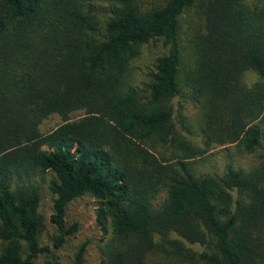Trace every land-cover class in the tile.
<instances>
[{"label": "trees", "instance_id": "obj_1", "mask_svg": "<svg viewBox=\"0 0 264 264\" xmlns=\"http://www.w3.org/2000/svg\"><path fill=\"white\" fill-rule=\"evenodd\" d=\"M94 1L0 0V264H84L85 243L67 262L56 252L82 195L109 239L95 264H264V0H102L103 19ZM155 40L147 84L127 85ZM50 114L60 122L41 132ZM224 145L259 152L261 165L195 170ZM42 172L50 245L39 242Z\"/></svg>", "mask_w": 264, "mask_h": 264}, {"label": "rangeland", "instance_id": "obj_2", "mask_svg": "<svg viewBox=\"0 0 264 264\" xmlns=\"http://www.w3.org/2000/svg\"><path fill=\"white\" fill-rule=\"evenodd\" d=\"M248 3L255 0H246ZM90 12L98 19H103L106 5L102 0L94 1L89 6ZM196 16L189 13L187 16H182V28H186L189 20L195 21ZM181 42H184L182 37ZM163 53L161 43L158 40L149 41L139 47V52L129 63V69L126 75L127 85L133 87L145 86L149 80L150 72L153 70L155 57ZM246 80L251 83L255 80L254 73L246 74ZM196 109L189 105H184L183 114L187 119H193V114ZM76 112L72 117L78 115ZM60 122V118L56 114H50L39 125L41 132H46ZM195 132V139L198 141V134ZM147 147L150 145L146 143ZM151 148V151L158 157L164 152L162 145L156 143ZM259 152L245 153L239 151L233 145L215 146L208 150L203 157L198 158L194 167L197 172H214L218 175L222 174L225 164H230L233 168H241L244 170H254L261 165V159L258 156ZM52 176L50 172H42L36 175V183L40 188V204L39 214L42 217L44 228L42 229L39 242L42 245H50V235L53 232V226L49 222V215L52 211L51 199L52 194L47 188L48 178ZM96 201L88 195L77 197L66 205L65 220L67 224H75L76 230L74 234L68 237L66 243L57 250V255L67 262L71 259L73 251L80 245L85 243L84 264H95L100 258V252L108 243L109 239L101 234L94 220V208ZM171 237L178 238L185 246L192 247L195 250L201 248L198 243L190 242L183 237L170 233ZM34 264H43V257L39 255L34 259Z\"/></svg>", "mask_w": 264, "mask_h": 264}]
</instances>
